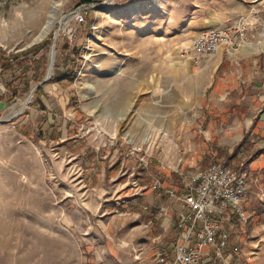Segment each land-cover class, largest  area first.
I'll list each match as a JSON object with an SVG mask.
<instances>
[{"label": "rangeland", "instance_id": "1", "mask_svg": "<svg viewBox=\"0 0 264 264\" xmlns=\"http://www.w3.org/2000/svg\"><path fill=\"white\" fill-rule=\"evenodd\" d=\"M228 1L0 0V57L10 62L48 41L13 58L11 69L0 64V264H126L115 259L121 251L127 264H146L152 226L136 230L151 215L143 207L156 204L134 199L132 183L146 190L157 175L180 187L179 172L203 170L185 144L194 114L180 93V51L238 11ZM261 1L246 14L258 35L247 46L264 50ZM40 7V28L51 26L40 41L32 25L8 32ZM53 45L52 77L41 84Z\"/></svg>", "mask_w": 264, "mask_h": 264}, {"label": "crops", "instance_id": "2", "mask_svg": "<svg viewBox=\"0 0 264 264\" xmlns=\"http://www.w3.org/2000/svg\"><path fill=\"white\" fill-rule=\"evenodd\" d=\"M261 2L229 0L230 5L239 6L238 11L226 13L217 27L210 28L228 26L239 17L246 16L251 10L249 6L255 7ZM182 65L187 76L180 79V93L192 103L186 112L193 111L194 114L185 136V144L194 152L191 161L206 169L215 157L234 170H239L242 165L249 177L243 207L252 218L246 227L232 224V237L224 262L207 259L202 264H264V50L256 44L233 51L221 48L201 69L190 61L184 60ZM246 137L243 148L238 153L234 152ZM179 174L184 175V172ZM146 190L143 196L134 199H143L144 202L152 199L156 205L162 202L149 188ZM180 210L179 205H173L161 220L155 218V224L152 214L145 215L148 219L145 224H138L136 235L144 231V225L152 226L148 229L150 243L141 252V262L155 264L159 253L166 254L167 259L174 258L177 213ZM157 230L166 237L172 235L173 243L156 236ZM113 240L116 245L118 239ZM124 243L131 244L126 240ZM120 250L123 249L117 247V252ZM115 259L126 264L130 262L126 251H121Z\"/></svg>", "mask_w": 264, "mask_h": 264}, {"label": "built area", "instance_id": "3", "mask_svg": "<svg viewBox=\"0 0 264 264\" xmlns=\"http://www.w3.org/2000/svg\"><path fill=\"white\" fill-rule=\"evenodd\" d=\"M255 32L252 16H242L224 28L202 31L180 51V57L201 69L221 48L233 51L253 42L258 36ZM181 176L180 188L168 185L157 175L151 176L149 189L162 200L154 207H143L152 214V220H161L174 204L181 207L177 213L174 258L170 260L166 254L159 253L155 264H202L207 259L224 262L232 237L227 220L229 213L238 216L242 227H246L252 218L243 207L248 193V174L242 165L239 170H234L214 157L206 169L190 177ZM132 190L134 198L145 192L137 179L133 180Z\"/></svg>", "mask_w": 264, "mask_h": 264}, {"label": "trees", "instance_id": "4", "mask_svg": "<svg viewBox=\"0 0 264 264\" xmlns=\"http://www.w3.org/2000/svg\"><path fill=\"white\" fill-rule=\"evenodd\" d=\"M82 2L84 4H91V3L94 2V0H82ZM47 43H48V41H45L44 44H47ZM44 44L43 45H36V46L32 47L31 49L26 50V51H23V52L18 53V54H10L9 57L12 58V59L13 58L19 59L20 57L27 56V55H29V54H31L33 52L34 53H38L39 50H41L43 48ZM41 60H43V62H44L45 58L44 57H41ZM0 64L2 65V67H4L5 70L11 69V66H12V64L9 62L8 58L5 57V56L4 57H0ZM35 64H39V62L38 63H35ZM44 64H45V62H44ZM44 71H45V69L42 70L41 73L38 72L37 75L34 77V81L41 82L43 80L44 75H45ZM10 90H11L12 93H14V95H16V93L14 92V90H17V88L15 89L14 87H11ZM42 92H43L42 91V88L41 87H38L37 90L34 93V96L39 99L40 97L43 96L42 95ZM34 102H38V100L34 98ZM246 140H247V137L244 139V142L243 143H241L238 147H236L234 149V152H237L238 153L243 148V146L246 144ZM258 152H262V151H258ZM227 220H228V227H229V229L231 228L232 224L234 226H239V224H240L239 218H238V216L235 213H229ZM152 222L155 224L157 221H154V219H153Z\"/></svg>", "mask_w": 264, "mask_h": 264}, {"label": "bare ground", "instance_id": "5", "mask_svg": "<svg viewBox=\"0 0 264 264\" xmlns=\"http://www.w3.org/2000/svg\"><path fill=\"white\" fill-rule=\"evenodd\" d=\"M37 4H39V3H37ZM32 16H33V18H30V20H29V18H27L28 20H24V21L22 20L24 22V24H22V26H20L21 21L14 19L15 21L13 23H11L6 29L13 36H16V35L26 34V29H28L32 25L35 29L33 35L34 36L37 35L35 37L34 41H40L50 31L51 26L47 25L44 28H40V26L43 24V22L45 20V13L43 12L42 7H40L39 10H37L36 13ZM54 63H55V60L53 58V55H51V64H50V68H49L50 74L53 73ZM14 109L15 108L12 109V112ZM20 111L21 110L14 112V114L17 115Z\"/></svg>", "mask_w": 264, "mask_h": 264}, {"label": "water", "instance_id": "6", "mask_svg": "<svg viewBox=\"0 0 264 264\" xmlns=\"http://www.w3.org/2000/svg\"><path fill=\"white\" fill-rule=\"evenodd\" d=\"M55 48H56V46L53 45L51 55H53L54 60H55V56H56V50H55ZM51 77H52V74H50V73H49V70H48V74H47L46 78L42 81L41 84H44V83H46L47 81H49V80L51 79Z\"/></svg>", "mask_w": 264, "mask_h": 264}]
</instances>
